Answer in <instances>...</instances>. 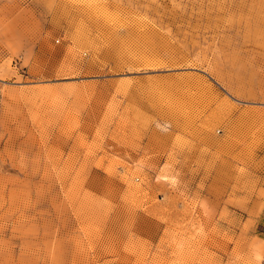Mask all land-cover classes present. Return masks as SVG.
Listing matches in <instances>:
<instances>
[{"label": "rangeland", "instance_id": "374dc122", "mask_svg": "<svg viewBox=\"0 0 264 264\" xmlns=\"http://www.w3.org/2000/svg\"><path fill=\"white\" fill-rule=\"evenodd\" d=\"M0 264H264V0H0Z\"/></svg>", "mask_w": 264, "mask_h": 264}]
</instances>
